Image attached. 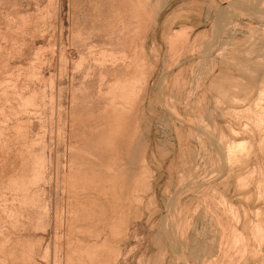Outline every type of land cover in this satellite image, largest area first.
<instances>
[{"label": "rangeland", "instance_id": "374dc122", "mask_svg": "<svg viewBox=\"0 0 264 264\" xmlns=\"http://www.w3.org/2000/svg\"><path fill=\"white\" fill-rule=\"evenodd\" d=\"M261 7L0 0V264H264Z\"/></svg>", "mask_w": 264, "mask_h": 264}, {"label": "bare ground", "instance_id": "6f19581e", "mask_svg": "<svg viewBox=\"0 0 264 264\" xmlns=\"http://www.w3.org/2000/svg\"><path fill=\"white\" fill-rule=\"evenodd\" d=\"M237 8L238 9H240V11H242L243 9H242V6H237ZM262 8V10L261 11H258L254 16L256 17V18H258V19H260V18H262L263 17V14H264V10H263V7H261ZM254 9V8H253ZM244 11V10H243ZM252 11H254V10H252ZM255 11H256V9H255ZM249 12V14H250V12L251 11H248ZM252 13V12H251ZM226 14V13H225ZM229 14V13H228ZM260 14V15H259ZM262 15V16H261ZM253 17V16H252ZM227 18V17H226ZM261 20H263V19H261ZM260 20V21H261ZM215 49V48H214ZM216 51V50H215ZM211 59V58H210ZM240 147H245V153H247L248 152V150H249V147H247V144L245 143V142H241L240 143V145H239Z\"/></svg>", "mask_w": 264, "mask_h": 264}, {"label": "crops", "instance_id": "0c3cea01", "mask_svg": "<svg viewBox=\"0 0 264 264\" xmlns=\"http://www.w3.org/2000/svg\"><path fill=\"white\" fill-rule=\"evenodd\" d=\"M241 141H245V140H241ZM241 141H240V142H241ZM245 142H246V141H245ZM247 147H249V146H247Z\"/></svg>", "mask_w": 264, "mask_h": 264}]
</instances>
